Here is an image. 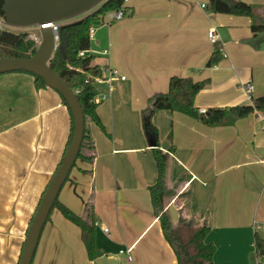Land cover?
Here are the masks:
<instances>
[{
    "label": "crops",
    "instance_id": "crops-1",
    "mask_svg": "<svg viewBox=\"0 0 264 264\" xmlns=\"http://www.w3.org/2000/svg\"><path fill=\"white\" fill-rule=\"evenodd\" d=\"M194 1L124 0L128 13L122 19L111 21L110 12L92 24V64L126 77L108 78L105 71L94 81L107 90L100 93L95 87L96 95H106L96 106L103 128L87 120L94 148L80 152L93 158L78 159L58 199L84 217L91 206L96 230L107 232L96 231L101 254L91 260L79 227L56 208L58 213L42 228L31 264L62 263L72 255L68 246L74 242L78 250L82 244L80 264H110L116 257L119 264H177L153 214L148 187L157 170L141 110L153 93L167 90L172 75L209 79L195 97L198 111L250 104L247 82L253 85V97L264 96V36L253 38L250 18L206 12L208 0ZM258 5L255 13L264 22V6ZM212 28L218 45L208 40ZM219 45L226 57L207 67ZM103 49L108 52L102 54ZM120 97L129 101L127 108L117 104ZM3 104L12 121L0 128V264H18L29 222L64 155L72 116L57 91L36 88L26 72L0 75V108ZM152 122L159 148L168 152L166 183L172 194L165 209L171 221L184 216L197 226L208 223L205 240L215 245L214 264H254V233L264 232V131L258 127V112L209 126L178 111L157 110ZM83 188L87 195L79 204L75 192ZM125 247H131V260L119 256Z\"/></svg>",
    "mask_w": 264,
    "mask_h": 264
},
{
    "label": "trees",
    "instance_id": "trees-1",
    "mask_svg": "<svg viewBox=\"0 0 264 264\" xmlns=\"http://www.w3.org/2000/svg\"><path fill=\"white\" fill-rule=\"evenodd\" d=\"M2 4L3 0H0V17L3 18L4 12ZM123 5L124 0H104L98 4L94 11L88 13L81 19L60 25L57 30V46L48 60V65L51 70L72 90L82 108L84 114V132L80 149L88 148L91 150L94 148L93 140L86 127L87 120H92L103 128L96 112L98 101L95 100L96 90L94 86V81L101 78L103 75V67L98 64H92L94 55L89 52L91 40L89 39L88 31L94 22L100 21L107 13L114 12L119 8H123L124 11L128 13V10H126V7ZM208 5L210 10L215 13L249 17L252 20L250 29L254 34L253 38L255 39L259 35L264 36V22L255 13L254 5L241 0H208ZM35 51V41L29 37L27 32H15L0 28V59L6 57L27 58L32 56ZM80 52H83V54L80 55ZM221 58V53L218 49H215L205 65L207 67L213 66L217 64ZM16 71L32 74L36 88L47 86L45 81L36 74L30 73L26 70ZM208 83V78L193 80L189 76L172 75L169 78L167 90L165 92L153 93L147 99L146 106L141 110L143 131L148 142L152 145V154L157 170L155 182L148 187L153 214L160 223L165 240L175 252L177 264H214L213 254L215 251V245L212 242H207L205 240L210 230L208 223H203L200 226H197L193 218H186L184 216H180L178 221L173 223L165 209L166 198L172 194V191L168 189L166 183L168 152L159 148L158 129L152 122L154 112L157 110L178 111L192 118L199 119L209 126H214L231 123L233 120L247 116L254 111H264V96H259L253 97L250 104L209 108L205 113H200L194 106L195 97ZM58 94L60 95L63 104L66 105L70 111V107L66 100L59 92ZM72 131L73 117L71 120L70 134L66 149L70 143ZM80 149L76 159L84 158L91 161L93 156H84L80 152ZM75 161L72 167L75 165ZM68 178L67 175L66 180ZM53 208H58L66 219L79 227L80 237L88 258L91 260L97 258L101 253L95 243L96 219L93 216L92 207L88 206L86 208V216L84 217L74 213L68 207L63 205L59 201L57 195L52 206V209ZM49 216L50 213L46 221H48ZM32 218L29 222V226ZM253 244L256 256L259 259L264 260V232L262 234L258 232L254 233Z\"/></svg>",
    "mask_w": 264,
    "mask_h": 264
},
{
    "label": "water",
    "instance_id": "water-1",
    "mask_svg": "<svg viewBox=\"0 0 264 264\" xmlns=\"http://www.w3.org/2000/svg\"><path fill=\"white\" fill-rule=\"evenodd\" d=\"M104 0H3L5 22L13 27L37 26L40 41L35 53L27 58L0 59V73L26 70L40 76L48 87L58 91L66 100L73 117L70 143L48 184L28 228L18 264H31L44 223L58 192L77 157L84 132V114L76 95L51 70L48 60L56 47L53 32L43 24L65 21L98 6Z\"/></svg>",
    "mask_w": 264,
    "mask_h": 264
},
{
    "label": "rangeland",
    "instance_id": "rangeland-1",
    "mask_svg": "<svg viewBox=\"0 0 264 264\" xmlns=\"http://www.w3.org/2000/svg\"><path fill=\"white\" fill-rule=\"evenodd\" d=\"M193 2H196V1H194L193 0ZM201 2H203V3H206L207 2V0H197V3H198V5L201 3ZM247 2H249V3H251V4H253V5H255V6H260V5H258V4H261V5H263L264 6V0H260L259 2H262V3H256V2H252V1H247ZM96 8V7H95ZM95 8H93V9H95ZM93 9H91V10H89V11H87V12H85V13H83V14H80V15H78V16H75V17H72V18H69V19H67V20H70V19H74V18H76V17H82V16H84L85 14H87L88 12H90V11H92ZM257 9V8H256ZM210 11V7H209V5L207 6V8H206V12H209ZM257 11H258V9H257ZM222 15H229V16H232V17H236V19H249V17H247V16H238V15H232V14H222ZM62 22V21H61ZM60 22V23H61ZM0 28H3V29H8V30H11V31H15V32H18V31H25V32H27L28 33V35H29V37L30 38H32V37H34L35 36V39H36V42H35V45H36V48H37V46H38V44H39V41H40V39H41V37H40V32H39V29H38V27L37 26H28V27H13V26H10V25H8L6 22H5V20H4V17L2 18V17H0ZM219 30V29H218ZM208 37V36H207ZM91 47H92V39H91ZM1 75V74H0ZM106 76L108 77V78H111V77H115V76H109V73L108 72H106ZM120 76H123L124 78L123 79H125V75H122V73H120V74H118V76H116V77H118V79H121L120 78ZM95 87L97 88V92H100V93H103V92H107V90H105V91H103L101 88H103L104 87V84L102 83L101 84V82L99 81V80H97L96 82H95ZM98 88L100 89L99 91H98ZM101 95L102 94H99V95H97V99L98 100H101V103H99V105L100 104H103L104 103V99L101 97ZM103 100V101H102ZM128 103H129V101L127 100V99H125L124 97H120V101H118V105H119V107L120 108H127L128 107ZM9 107L6 105V104H3L2 106H1V108H0V110L1 109H3L4 111H5V115H6V112H8L9 113V111H7L6 109H8ZM12 121V117L10 116V113L8 114V116L7 117H5L4 115L2 116L1 115V113H0V128H2V127H4V126H6L7 124H9L10 122ZM14 121V120H13ZM159 140H160V138H159ZM78 159L79 158H77L76 159V161H75V163H77L78 162ZM82 182V181H81ZM83 184V183H82ZM64 186V185H63ZM62 188V187H61ZM75 192V191H74ZM75 194L77 195V197L75 198L78 202H79V204L80 203H83L84 202V197L87 195V191L83 188V189H81V190H79V192H75ZM264 203V202H263ZM263 205V204H262ZM56 213H58V210L56 209V208H53L51 211H50V216L49 217H52L53 218V216L54 215H56ZM196 224V223H195ZM45 226V225H44ZM75 229H77L75 226H73ZM45 227H43V229H44ZM103 227H97V230L99 231V230H102L103 231V229H102ZM96 230V231H97ZM44 231V230H43ZM104 232V231H103ZM105 233V232H104ZM259 233H262V229H260V231H259ZM77 237H78V233H77ZM78 241H79V238H78ZM68 248H69V251H70V253H72V255H70V257H63V261H62V263H60V264H80V262H81V255H82V257L84 256V253H83V248H82V244L80 243V250H78V246L76 245V243L74 242L71 246H68ZM126 248V247H125ZM37 249H38V246H37V248H36V251H35V254L37 253ZM79 252H78V251ZM76 252L78 253V255L76 254ZM119 253V252H118ZM119 256H120V258H124V256H123V254H119ZM111 262H110V264H119V259L116 257L115 259H113V260H110ZM84 264V263H83ZM93 264H99L98 262H95V263H93Z\"/></svg>",
    "mask_w": 264,
    "mask_h": 264
},
{
    "label": "built area",
    "instance_id": "built-area-1",
    "mask_svg": "<svg viewBox=\"0 0 264 264\" xmlns=\"http://www.w3.org/2000/svg\"><path fill=\"white\" fill-rule=\"evenodd\" d=\"M201 7L202 8L205 7V4H201ZM126 14H127V12H125L123 8H119L118 10L114 11L113 14L111 15V21L120 20ZM44 26H49L51 28V30L53 32V37H54V40H55V43H56V46H57V39H58L57 30H58V27L60 26V24L57 23V22H51V23H46V24L42 25V27H44ZM93 32H94L93 27H90L89 31H88V36H89L90 40L92 39ZM207 36H208V40H209V42L211 44L218 45L219 37H218V34L216 33V30L214 28H212V29H210L208 31ZM216 49H218V51L221 53L222 57H226V53H225L222 45H219ZM89 52H90V50H89ZM107 52H108L107 49H103L102 50V54H106ZM82 54H83V52H80V55H82ZM105 71H107L109 73V76H118V72L115 69L103 68V73ZM120 78L123 79L124 77L120 76ZM244 87H245L246 92H247L248 100H250L252 102V99H253V95H252V93H253V85L251 84V82H247L244 85ZM101 97L103 99H105L106 95L103 94V95H101ZM95 100L98 101L97 95L95 96ZM199 112L200 113H205L206 111L204 109H201V110H199ZM257 112H258V118H259V121H260L258 127H259L260 130L264 131V111H257ZM97 224H98V221L96 220L95 221V226ZM255 226H256L257 229L261 228L260 224H256ZM103 231L107 232V229L104 228ZM130 252H131V247L119 250V253L126 254L127 258L129 260H131ZM254 264H264V260H261V259H259L256 256Z\"/></svg>",
    "mask_w": 264,
    "mask_h": 264
}]
</instances>
